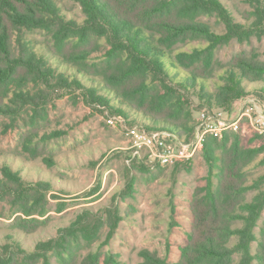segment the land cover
<instances>
[{
    "label": "rangeland",
    "instance_id": "1",
    "mask_svg": "<svg viewBox=\"0 0 264 264\" xmlns=\"http://www.w3.org/2000/svg\"><path fill=\"white\" fill-rule=\"evenodd\" d=\"M57 2L67 19L84 21L85 14L78 2ZM222 2L237 21L248 22L244 18L245 11L251 9L247 0ZM199 19L217 33H226L225 25L216 15ZM27 37L38 54H45L57 71L72 74V69L61 60L45 53L47 43L51 42L48 32L28 31ZM100 44L101 49L93 55L95 58L108 48L104 39ZM207 45L205 38H195L177 43L175 52ZM241 54L264 60V38L253 36L241 41L233 37L217 45L213 77L199 80L190 91L195 125L181 136L176 131L153 128L151 120L108 92L97 79L84 77L83 81L87 86L99 87L111 103H100L86 90L74 84L65 86L50 78L25 82L21 90L11 83L0 85V102L10 109L0 116V178L2 167L10 164L22 173L28 184L43 181L51 184L46 201L39 205V209L45 205L48 212L45 216H34L40 222L29 234L17 224L18 216L23 215L20 202L13 204L12 199L0 195V247L16 242L32 251L38 241L59 239L65 230L80 221L83 231L69 234L66 243L73 252L67 264L79 263L91 252L100 253V264L107 263L108 255L123 264H140L144 260L143 250L155 253L167 263L179 262L192 229L191 205L219 186L220 167L215 154L220 155L223 149L217 148L212 154L205 149V143L230 136L231 145L239 135L243 149L264 145V131L256 121L264 116V81L244 80L248 94L230 107H217L209 100V96L215 98L218 86L225 82L224 69ZM197 66L202 69L204 65L200 62ZM168 69L177 82L191 72L176 69L169 62ZM203 111L214 115V120L223 126L238 122V128L229 127L220 136L206 133L205 140L201 141L198 135L203 128L198 122ZM133 130L153 136L154 143H137ZM217 144L213 141L211 145L216 148ZM244 171L246 185L251 187L246 200L251 201L260 190L259 184L264 188V180H260L264 179L263 149ZM44 190L43 187L30 193L40 195ZM87 214L91 215L86 221ZM108 214H118L121 218L116 228L108 225ZM96 225H102L98 236L87 239ZM86 228L89 229L86 231ZM256 232L259 236L258 228ZM236 242L234 237L230 245ZM256 248L255 241L252 251ZM239 257L235 255L236 260ZM50 260V264H62L54 254H50Z\"/></svg>",
    "mask_w": 264,
    "mask_h": 264
},
{
    "label": "trees",
    "instance_id": "2",
    "mask_svg": "<svg viewBox=\"0 0 264 264\" xmlns=\"http://www.w3.org/2000/svg\"><path fill=\"white\" fill-rule=\"evenodd\" d=\"M75 1L85 14L82 23L67 19L57 0H0V85L11 83L21 90L25 82L50 78L65 86L74 84L100 103H111L99 87L87 86L83 81L84 77L97 79L108 92L151 120L153 128L176 131L181 136L195 125L190 91L199 80L213 77L217 45L233 37L241 41L253 36L264 38V0H247L251 8L245 11L247 23L237 21L222 0ZM208 15H216L225 25L226 33H217L199 19ZM36 30L51 35L45 53L61 60L72 69V74L57 71L45 54H38L27 37L28 31ZM195 38H205L208 45L175 52L177 43ZM101 39L108 48L95 58L94 53L101 49ZM168 62L176 69L191 72L177 82L170 74ZM200 62L204 65L202 69L197 66ZM223 78L224 84L218 86L215 98L209 96V100L217 107H230L248 94L244 80L264 81V60L245 54L235 56L224 69ZM9 111L0 102V116ZM230 140V136L214 138L216 148L211 140L205 143V149L212 154L217 148L223 149L220 155L215 154L220 167L218 190H210L206 197L191 205L193 223L189 242L182 247L179 262L174 264H264V188L259 184V192L247 201L246 193L251 187L244 179V168L264 150V145L243 149L239 135L231 145ZM1 172L0 195L12 199L13 204L20 202L24 216H18L17 224L29 234L40 222L34 216H45L48 212L45 205L41 209L39 205L46 201L51 184L44 181L28 184L10 164H5ZM43 187L40 195L30 193ZM87 215L86 221L91 214ZM108 218L111 228H116L121 219L118 214H108ZM101 226L93 229L87 239H95ZM71 227L59 239L38 241L32 251L16 242L4 244L0 247V264H50V254L67 264L73 253L66 244L69 234L83 231L80 221ZM234 237L237 242L231 246ZM255 241L257 248L253 252ZM236 254L240 256L238 260ZM142 256L140 264H170L149 250H143ZM106 262L123 264L113 255H108ZM75 264H100V253H88Z\"/></svg>",
    "mask_w": 264,
    "mask_h": 264
},
{
    "label": "built area",
    "instance_id": "3",
    "mask_svg": "<svg viewBox=\"0 0 264 264\" xmlns=\"http://www.w3.org/2000/svg\"><path fill=\"white\" fill-rule=\"evenodd\" d=\"M257 123L261 125V130L264 131V116H260L257 118ZM199 127L203 128L202 134L199 133V137L201 141H204V135L206 133L212 135V136H220L223 131L228 129L229 127L238 128V122H235L231 125L223 126L222 124L216 122L214 120V115L209 114V112H201V117L199 118ZM133 134H136V142H142L143 144L151 145L154 143V138L151 135H148L146 133H136V130H133ZM161 157L164 158V160H167L164 154L161 155Z\"/></svg>",
    "mask_w": 264,
    "mask_h": 264
}]
</instances>
